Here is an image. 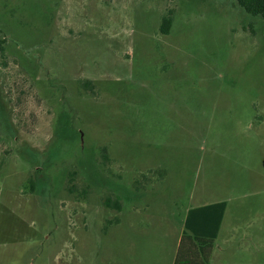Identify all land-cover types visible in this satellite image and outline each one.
<instances>
[{"label": "rangeland", "instance_id": "obj_1", "mask_svg": "<svg viewBox=\"0 0 264 264\" xmlns=\"http://www.w3.org/2000/svg\"><path fill=\"white\" fill-rule=\"evenodd\" d=\"M0 41L15 264H171L189 213L222 202L211 264H264L263 18L234 0H0Z\"/></svg>", "mask_w": 264, "mask_h": 264}, {"label": "trees", "instance_id": "obj_2", "mask_svg": "<svg viewBox=\"0 0 264 264\" xmlns=\"http://www.w3.org/2000/svg\"><path fill=\"white\" fill-rule=\"evenodd\" d=\"M245 13L264 19V0H234ZM172 18H164L162 32L168 34ZM1 43V41H0ZM3 51V48H1ZM227 203L201 207L189 213L186 229L190 235L183 238L175 264H210L214 243L225 218ZM188 244H192L193 248Z\"/></svg>", "mask_w": 264, "mask_h": 264}, {"label": "crops", "instance_id": "obj_3", "mask_svg": "<svg viewBox=\"0 0 264 264\" xmlns=\"http://www.w3.org/2000/svg\"><path fill=\"white\" fill-rule=\"evenodd\" d=\"M7 232H8V234L10 233L9 226H7V225L6 226H0V264H15V260H16V245H15V243H16V241H13V238L11 240V238H9L10 236L7 235ZM220 232H221V229H220ZM220 232H219V235H220ZM217 239L214 243L210 264L213 260V257H214V259L218 260V259H222V257L224 256V250H223V247H221V246H218L217 255L214 256L216 254L215 252H216ZM181 242H182V240L179 241L177 244V247H176L177 251H176L175 257H174L171 264L176 263V259H177L176 257L178 255L180 248H181ZM189 247L193 248L192 244H190V245L188 244V246H186V248H189Z\"/></svg>", "mask_w": 264, "mask_h": 264}]
</instances>
